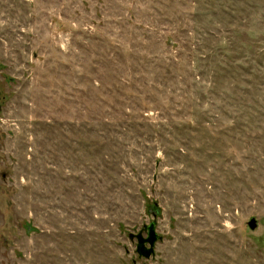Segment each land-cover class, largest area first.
I'll list each match as a JSON object with an SVG mask.
<instances>
[{
    "label": "rangeland",
    "instance_id": "rangeland-1",
    "mask_svg": "<svg viewBox=\"0 0 264 264\" xmlns=\"http://www.w3.org/2000/svg\"><path fill=\"white\" fill-rule=\"evenodd\" d=\"M0 264H264V0H0Z\"/></svg>",
    "mask_w": 264,
    "mask_h": 264
},
{
    "label": "water",
    "instance_id": "water-1",
    "mask_svg": "<svg viewBox=\"0 0 264 264\" xmlns=\"http://www.w3.org/2000/svg\"><path fill=\"white\" fill-rule=\"evenodd\" d=\"M251 229H256L258 226L255 218L248 222ZM146 234V236H144ZM129 237L132 241L137 240L136 253L139 258L150 259L155 255L156 243L162 240V236L157 232V220H153L150 224L144 227L138 233H130Z\"/></svg>",
    "mask_w": 264,
    "mask_h": 264
}]
</instances>
